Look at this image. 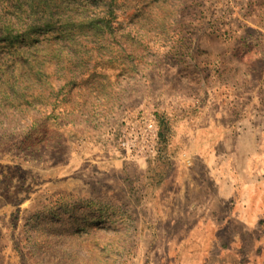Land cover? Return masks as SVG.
Returning a JSON list of instances; mask_svg holds the SVG:
<instances>
[{
	"label": "rangeland",
	"instance_id": "1",
	"mask_svg": "<svg viewBox=\"0 0 264 264\" xmlns=\"http://www.w3.org/2000/svg\"><path fill=\"white\" fill-rule=\"evenodd\" d=\"M0 264H264V0H0Z\"/></svg>",
	"mask_w": 264,
	"mask_h": 264
},
{
	"label": "crops",
	"instance_id": "2",
	"mask_svg": "<svg viewBox=\"0 0 264 264\" xmlns=\"http://www.w3.org/2000/svg\"><path fill=\"white\" fill-rule=\"evenodd\" d=\"M222 151L223 150L219 151L216 147L209 146L207 149L205 148V153L200 158H197V160L195 157L193 160L190 158V160L189 154L184 151L174 153V155L172 154L171 156L175 166L173 176L183 177L184 175L186 182L194 183V177L198 176V168H200L205 181L211 183L215 187V175L218 170L222 175H226L228 182L227 180L225 182H227L228 185H225L222 189H217L216 196L228 200L238 198L237 195L240 192V189H238L239 186L243 190V186L248 185V183L245 182V174L250 175L251 172L255 170L259 157L250 150L245 153H237L234 151L232 157L230 158L229 156L230 160L228 161V157L224 158V153ZM191 164L194 165L192 166L194 168H192L191 171H187V167H190ZM197 183L199 182L197 181ZM210 191L212 192L213 190L211 189Z\"/></svg>",
	"mask_w": 264,
	"mask_h": 264
}]
</instances>
